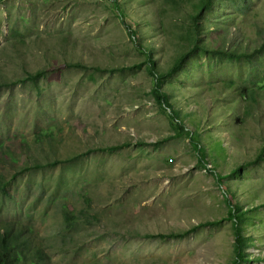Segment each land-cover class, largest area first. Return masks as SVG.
<instances>
[{"label":"rangeland","instance_id":"374dc122","mask_svg":"<svg viewBox=\"0 0 264 264\" xmlns=\"http://www.w3.org/2000/svg\"><path fill=\"white\" fill-rule=\"evenodd\" d=\"M113 1L0 0V230L30 228L40 264H233L228 194L246 213L240 264H264V84L250 114L238 87L264 75V0H215L208 51L162 78L183 131L147 55L169 71L200 0Z\"/></svg>","mask_w":264,"mask_h":264},{"label":"trees","instance_id":"16d2710c","mask_svg":"<svg viewBox=\"0 0 264 264\" xmlns=\"http://www.w3.org/2000/svg\"><path fill=\"white\" fill-rule=\"evenodd\" d=\"M176 5V0H167ZM215 0H200V4L196 7L197 12L194 15H190L189 19L191 20V24L184 28L183 33L181 36V40L188 44V48L184 50L180 55L176 57L170 68L169 71L157 75L155 71V64L154 60L150 57V54L147 55V64H148V71L152 76H155L154 86L152 89V93L154 95L155 100L158 104L163 105L164 107L168 108L169 116L171 119V123L175 125V128L178 130L183 131L184 126L182 120L179 118L178 112L172 107L170 101L167 98L165 92L161 91L162 88V78L168 75H172L176 73L179 69L182 68L184 60L190 56L194 51H201L207 52L206 44L202 38H200V17L206 11H208L214 3ZM225 2L230 3L233 6L240 7L242 6L243 0H224ZM114 6L119 10V7L115 0L113 1ZM126 29L129 31L132 38L136 40V33L132 31L131 27L126 26ZM138 41V40H137ZM264 51V42L260 45V47L256 50H253V53H259ZM212 53L215 54L214 57L218 56L217 59L227 58L226 60H239L240 58L248 57V53L246 51L237 50H230L228 52L222 50H212ZM78 66V65H76ZM255 67H252V72L250 77L246 79L249 81L252 87L248 89L246 83L239 89V94L242 95V98L246 102V114H250L251 110L253 109V102H255V94L261 90L263 87L260 84H264V75L260 77L258 73H254ZM39 74H37L38 76ZM35 76V77H37ZM29 78L35 79L33 76H28ZM252 77V78H251ZM235 83L233 80H229L228 84ZM188 134H190L188 132ZM192 138V135L190 134ZM198 150V158L197 162L199 164L205 165V151L203 147L196 146ZM264 152V151H263ZM262 152V159L264 157V153ZM236 172H234L235 174ZM223 177H219L221 179ZM9 182L4 180L3 177L0 175V192L2 194H6V188L8 187ZM225 202L229 208L228 211V218L234 224V236H235V252H236V259L234 260L233 264H240L245 261L246 258V248H247V239L244 236L243 231V221L246 217V213L242 212L238 207L234 206L232 200L229 198V195H225ZM73 216L69 214L65 215L67 220H71ZM86 217V223L93 224V220L97 218L96 216ZM69 222V221H68ZM96 222V221H95ZM31 234L30 228L22 227H14V226H7L3 227L0 230V264H40L44 263L45 260V253L42 249L38 248L35 243L34 239L28 235ZM28 254H32L33 256L29 258Z\"/></svg>","mask_w":264,"mask_h":264}]
</instances>
